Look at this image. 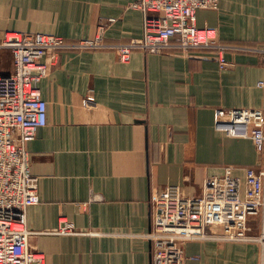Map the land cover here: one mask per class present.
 <instances>
[{
  "label": "crops",
  "instance_id": "obj_1",
  "mask_svg": "<svg viewBox=\"0 0 264 264\" xmlns=\"http://www.w3.org/2000/svg\"><path fill=\"white\" fill-rule=\"evenodd\" d=\"M135 1L0 0V37L12 30L89 38L115 19L106 40L126 42L143 35ZM198 25L234 46L224 54L226 68L202 50H137L126 63L114 49L44 58L47 124L27 144L40 201L25 212L29 248L46 255L44 264H152L154 190L178 185L198 197L209 177L229 170L244 179L246 169L264 165L253 140L215 128L220 108H264V0H220L218 9L198 11ZM6 53L0 69L9 73ZM64 218L90 233L48 232ZM184 247L186 264H264L255 241L209 238Z\"/></svg>",
  "mask_w": 264,
  "mask_h": 264
},
{
  "label": "built area",
  "instance_id": "obj_2",
  "mask_svg": "<svg viewBox=\"0 0 264 264\" xmlns=\"http://www.w3.org/2000/svg\"><path fill=\"white\" fill-rule=\"evenodd\" d=\"M220 0H137L130 6L143 15V35L126 42L106 40L115 19L102 22L94 37L68 40L50 33L6 31L0 37V56L11 55L13 68L0 69V264H44L46 255L29 248L33 234L25 221L27 208L37 204L39 177L31 172L27 144L47 124V101L40 83L48 76V53L114 49L122 62L134 51L158 54L173 51L210 53L224 69V56L234 46L223 43L210 26L198 25V11L218 9ZM264 87V80L259 82ZM215 128L232 137L249 138L264 153V108H220ZM152 264H186L188 241L218 238L230 242L255 241L264 250V165L246 169L245 177L228 170L204 183L203 194L186 196L181 186L154 190L150 201ZM262 220L261 233H253ZM219 228L220 233L213 232ZM49 233L84 234L64 218Z\"/></svg>",
  "mask_w": 264,
  "mask_h": 264
},
{
  "label": "rangeland",
  "instance_id": "obj_3",
  "mask_svg": "<svg viewBox=\"0 0 264 264\" xmlns=\"http://www.w3.org/2000/svg\"><path fill=\"white\" fill-rule=\"evenodd\" d=\"M7 54H8L9 57L11 56L9 53H6V55H7ZM8 56H7V57H8ZM4 57H5V56H4ZM4 57H3V58H4ZM3 58H2V59H3ZM2 59H1V61H2ZM1 61H0V63H1ZM5 64H6V62H5ZM5 67H6V66H5Z\"/></svg>",
  "mask_w": 264,
  "mask_h": 264
}]
</instances>
